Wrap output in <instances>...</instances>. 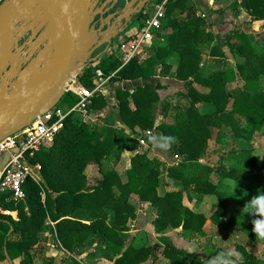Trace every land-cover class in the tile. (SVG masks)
<instances>
[{
	"label": "trees",
	"instance_id": "obj_1",
	"mask_svg": "<svg viewBox=\"0 0 264 264\" xmlns=\"http://www.w3.org/2000/svg\"><path fill=\"white\" fill-rule=\"evenodd\" d=\"M164 3L166 20H162L161 27L155 32L163 38L154 41L151 57L145 62L136 57L124 65L119 51L110 49L97 62H90L77 77V82L93 89L98 72L112 83L142 80L144 84L133 92L122 88L117 90L118 116L137 138L142 133L153 131H157L164 141L166 137H174L175 142L168 141L170 146L166 148L174 165L169 166L157 157L138 154L132 160L126 184L112 169L104 172L97 185L91 187L87 169L91 166L102 169L103 161L113 153L116 139L110 130L103 138L97 129L77 122L75 114L71 115L65 130L53 144L42 148L32 160L44 171L45 183L30 179L25 185L24 200L15 202L5 197L1 201V206L7 211L26 203L30 216L22 213L21 221L15 222L0 214V230L2 225L8 228L5 235L0 234V262L21 258L20 264H94L102 260L113 264H147L152 258H158L159 246L136 248L128 245V224L137 219V209L130 204L132 195L150 203L158 214V220L153 222L157 234L182 229L193 238H202L209 220L220 227L241 224L247 218L245 206L250 201L249 197L259 188L264 192V156L259 160L252 150H248L246 156L236 158L230 167L225 163L230 160L229 154H224L216 166L201 162L210 155L214 130L218 133L215 139L219 142L226 129L240 132V124L244 120L253 124L254 132L264 131V83L261 79L264 76V45L254 46L247 35L236 31L229 38L238 40L232 47L244 62L225 68V54L214 44L216 38L210 30L213 25L200 13L196 0H150L142 12L131 17L126 31L136 22L143 26L153 17L154 12L147 10L149 4ZM240 9L253 21H264V0H240ZM241 10L240 15L243 14ZM132 39L134 37L128 40ZM204 44L212 45L207 57L202 52ZM175 53L180 57L175 77L187 89L178 95L188 101V107L184 111L176 110L165 101L161 112L164 120L158 124L156 106L161 101L158 90L163 87L158 84L155 88L149 82L157 76V66H162L160 78L171 75L173 67L169 60ZM229 99L233 100L231 110L227 108ZM79 100L72 83L54 109L68 113ZM202 105L214 106L216 111L203 114ZM106 107V97L99 93L89 107V113ZM174 112L178 121L169 122L167 117ZM131 141L135 142L129 138L124 144ZM138 148L137 142L132 150ZM125 150L130 148L126 146L118 154ZM165 174L181 182L184 190L161 194ZM229 181L242 183V189L234 194L226 193L224 189ZM248 182L249 186H246L244 183ZM186 190L218 198L219 206L210 219L184 206ZM234 200H241V204L231 217L229 207ZM87 211L92 217L89 224L82 219V213ZM48 220L57 223L54 236L61 248L81 257L82 262L57 263L36 250ZM249 227L250 240L256 242L258 234L253 231V222ZM17 233L21 234V241L14 242L12 237ZM159 241L164 246L163 257L168 264H210L214 257L210 255L204 259L200 254L180 249L169 236L162 235ZM238 249L243 259L238 264H262L257 255L243 247Z\"/></svg>",
	"mask_w": 264,
	"mask_h": 264
},
{
	"label": "rangeland",
	"instance_id": "obj_2",
	"mask_svg": "<svg viewBox=\"0 0 264 264\" xmlns=\"http://www.w3.org/2000/svg\"><path fill=\"white\" fill-rule=\"evenodd\" d=\"M10 0H0V10L2 7L8 3ZM133 0H89L88 1V9H87V18L89 21V29H88V35L92 38L94 45H93V53L89 60H93L97 56H100L101 53L104 51V48L106 46H102L98 49H96L97 46H99V40L97 38L98 36V30L100 28V16H94V13L101 12L104 13V20L108 19L113 14L122 12L123 9H126V6H129L132 4ZM225 9H222L224 13H229L231 15L238 16L240 14V0H223ZM23 3L26 4V7L21 13L23 15L22 20L21 17L19 20L12 21L13 23V29H14V38L13 39V45L10 49L11 54L16 57V60H11L9 58H5L4 60L0 61V94L3 89H5V93L2 97L3 103L0 107H2L14 94H16L20 90H25L28 86L33 84L35 80L42 74V72L47 68L52 56L53 52L55 50V47L59 41L60 38V32L59 30H56L55 26L52 25L48 31L46 24L39 20L40 17V9L42 7L40 0H32L27 1L23 0ZM102 8L104 10L102 11ZM132 9H136V5L132 7ZM38 10V13L35 14L32 13L33 11ZM109 10V11H108ZM147 10L152 13V4H149L147 7ZM240 16V15H239ZM238 16V17H239ZM249 16V15H248ZM250 17V16H249ZM248 17V18H249ZM224 18V16H223ZM251 18V19H250ZM249 19L251 20L247 24H255L248 28L244 26V24L240 23L235 26V28L231 31L225 32L224 34H219V39L217 41V38L215 39L216 45H218L222 51L225 54L226 57V64L225 68H230L235 64H240L244 62V59L239 55L236 49L232 47L234 43H237L238 40L231 37L236 31H240L248 36L249 40L254 46H262L264 45V21H253L252 17ZM166 20V18H165ZM122 26V25H121ZM124 28V26L122 27ZM143 26L136 22L133 26V28L129 29V31H125L124 33H121V36L123 40H128L129 38H137L142 33ZM210 30L213 32V27L210 28ZM127 37V38H126ZM163 37H159L158 33H154L153 39L148 43L146 46L144 56L141 59V62H145L146 59L151 57L153 55V49L152 45L156 39L159 40ZM116 46V45H114ZM212 45L204 44L202 48V52L205 56L209 55V51ZM113 49V46L111 48V51ZM122 53L119 52V55ZM146 55V56H145ZM19 63V66L15 69V71H11L12 66L15 62ZM180 63V57L178 54H174L172 58L169 60V64L172 65L173 69L171 70V75L164 78V80L169 82V79H172L174 81V88L171 91V94H165L162 92V99L159 102V104L156 106V117H157V123L159 124L162 117V105L165 101L170 102L174 107V101H176L175 95H178L180 90L182 92H187V89L184 86H181V81L177 80L176 70ZM162 69V66H157V76L150 81L149 83H152L153 86L156 88V85L160 84L164 89V84H162L163 78L159 77V71ZM77 77L78 75H75L74 83H77ZM264 83V76L261 78ZM103 82V87L101 94L106 97L107 100V107H111L113 113H109L106 117V119H103V117H84L81 114L75 113V119L77 122L80 123H86L90 125L93 129H97L98 133L104 137L105 134H107V130H110V132L113 133V136L116 139V146L114 147L113 153L111 156H109L105 161H103L102 169H100L98 166H91L87 169V176L90 181V186L94 187L97 185L98 180H101L103 178V174L110 172L112 169L114 172L120 177L123 183L128 182V176L127 173L130 169H132V160L133 158L138 154H147L149 158H160L161 160L168 163L169 166H173L174 162L168 157L167 149L162 148L160 145L165 143V141L162 139V136L157 132H148V133H142V136L140 138H137L133 131L129 130L125 124L123 123L124 127H119L118 121V100H117V90L121 89L118 88L116 90L110 89V82L109 79L103 78L101 81ZM161 82V83H160ZM181 83L179 85V83ZM123 83V82H122ZM144 82L142 81V85ZM183 85V84H182ZM133 89H136L135 87H132ZM182 88V89H181ZM165 90V89H164ZM159 91V90H158ZM175 96V97H174ZM185 98H177L178 104H175L176 110H186L188 107V101ZM233 105V100L229 99L228 103V109L231 110ZM216 111V108L212 106ZM105 110V109H104ZM103 111V110H102ZM95 112H101V111H95ZM202 112V111H201ZM175 113L170 114V116L167 118L169 122H176L178 121L175 118ZM203 114H209L210 112H202ZM212 113V112H211ZM40 119V117L38 118ZM37 119V120H38ZM36 120V121H37ZM34 121L31 125L26 127L23 130L26 129H32L34 124L36 123ZM122 121V120H121ZM123 122V121H122ZM253 124L247 120H244L240 124V132H235L232 129H226L224 133L221 134L220 142L216 141L215 138H217V131L214 130V139L210 142V148H209V156L207 159L202 160V164H208L212 166H216L219 164L220 158L224 154L230 155V160H227L225 163L228 167L234 165L236 162V158L238 157H244L247 154L248 150H252L254 152V156H256L259 160L262 159L264 156V131L262 132H254L252 130ZM65 130V129H64ZM63 130V131H64ZM125 132H128V135L125 134ZM241 133V136H240ZM240 136V137H239ZM129 138H132L135 140L131 141L129 144H124ZM141 141L145 142V145L141 143ZM139 144V150L136 152L135 150H132L135 146V144ZM129 147L130 150H128V153H132L129 156H127V169H125V161L121 163L123 155L121 151V154L119 153V150H121L124 147ZM222 151V152H218ZM240 151V152H239ZM243 152V153H241ZM44 171H36V178L37 181L41 183H45L44 179ZM165 178V184L167 181L171 180L167 174ZM168 178V179H167ZM163 185L160 189V193L163 194L168 191H175L173 189L178 188L179 190H184V186L182 183H175L174 186L170 185ZM246 186H249L248 183H244ZM242 189V183H236L229 181L225 185L224 191L226 193L234 194L235 192H238ZM264 194L262 189L256 190L254 194H252L249 197V200L251 201L255 196ZM185 195L187 196V204L193 211L200 212L204 214L207 219H210L211 216L216 212L218 206H219V200L216 197H205L201 195L195 194L192 190H186ZM140 199H137L136 196L132 195L130 197V204H132L137 209V219H138V213L141 209V204H139ZM144 203V202H143ZM150 204V203H148ZM241 200H234L233 203L229 207V211L231 213V217H234L235 210L240 206ZM143 206V205H142ZM147 209L146 207H142V212L145 213V216L149 218L150 225L153 227L151 229H145L143 227V224L135 223L136 220L130 221L128 224L129 229V244L131 246L136 245L138 247L146 245L150 247H156L159 246V249L157 251V259L155 260L152 258L147 264H156L158 261L163 262L166 259L163 257V250L164 246L159 241V237L169 236L172 241H180V239H183V241L186 244L193 243L194 246V252L199 248L197 246V241H201L204 239L205 241L203 244H207V249H199V253L206 259L210 255H214V257H217L222 253L229 254L222 257L221 262L227 261V263L231 264H238L243 261L242 254L239 251V247H243L246 251H248L251 254H255L260 258V262L264 264V237H261L258 235V239L256 242H253L250 240V222H253L255 219L260 218L258 215L254 214V210H246V216L247 218L244 219V221L241 224H231L227 227H220V226H214L211 224L210 227L205 229V237L202 238H193L190 233H185L182 231V229L179 230H173L165 234H157L155 226L153 224L154 221L158 220V214L155 212L152 205H149ZM185 206V205H184ZM191 206V207H190ZM144 208V210H143ZM141 212V211H140ZM111 218L113 215L110 216ZM110 218V219H111ZM82 219L84 220H92L91 212H83L82 213ZM209 222V221H208ZM207 222V224H208ZM211 222V221H210ZM206 224V226H207ZM205 226V228H206ZM139 228L140 232L137 231L134 228ZM131 228H133L132 231ZM138 229V230H139ZM155 229V232L153 231ZM8 228L5 225L1 226L0 233L1 235H5ZM50 230V227L46 226L45 232L41 235V243H47L49 241V238L47 236L48 231ZM134 232H136V236H134ZM132 233L134 235H132ZM209 240V241H206ZM39 244V245H40ZM176 245L177 243L174 242ZM177 246V245H176ZM178 247V246H177ZM67 254V257H62L61 261L63 262H82V258L75 256L73 253H70L68 251H63ZM2 255V254H1ZM208 257V258H209ZM212 257V259L214 258ZM211 259V260H212ZM40 260V259H39ZM41 261V260H40ZM60 262V261H59ZM211 262V261H210ZM162 264V263H160ZM163 264H168V261L166 260Z\"/></svg>",
	"mask_w": 264,
	"mask_h": 264
},
{
	"label": "water",
	"instance_id": "obj_3",
	"mask_svg": "<svg viewBox=\"0 0 264 264\" xmlns=\"http://www.w3.org/2000/svg\"><path fill=\"white\" fill-rule=\"evenodd\" d=\"M23 0H10L0 11L2 19L15 21L22 15L16 7ZM89 0H40L47 10L54 26L60 32L59 41L53 52V56L42 74L33 84L25 90L14 94L2 107H0V141L25 129L52 111L63 99L70 84L87 68L90 62L108 53L113 42L126 31L131 17L142 12L150 0H133L122 12L113 14L104 20V13L95 12L94 16H100V28L98 30L99 46H106L100 56L89 60L94 49V42L88 35L89 21L87 18ZM136 5V9L132 7ZM16 6V7H15ZM104 8H102V11ZM20 11V10H19ZM109 11V10H108ZM122 25V26H121ZM124 26V28H122ZM19 66L18 61L12 66L11 71ZM5 89L1 91L3 96ZM3 100L0 98V106ZM7 252V249H6ZM11 262V261H10Z\"/></svg>",
	"mask_w": 264,
	"mask_h": 264
},
{
	"label": "built area",
	"instance_id": "obj_4",
	"mask_svg": "<svg viewBox=\"0 0 264 264\" xmlns=\"http://www.w3.org/2000/svg\"><path fill=\"white\" fill-rule=\"evenodd\" d=\"M165 4L154 6L153 17L144 23L142 33L137 38L125 40L116 47L122 53L124 65L144 54L146 46L165 19ZM97 76L93 89L74 83V92L79 95L80 100L71 111L62 113L53 109L40 117L32 129L21 130L0 141V214H7L1 206L5 197L16 202L24 200L25 185L30 179L37 180L36 171H41V167L32 163L36 153L55 141L66 128V121L71 115L78 113L85 118L89 116V107L103 87V74L98 72ZM141 143L145 145L144 141Z\"/></svg>",
	"mask_w": 264,
	"mask_h": 264
},
{
	"label": "crops",
	"instance_id": "obj_5",
	"mask_svg": "<svg viewBox=\"0 0 264 264\" xmlns=\"http://www.w3.org/2000/svg\"><path fill=\"white\" fill-rule=\"evenodd\" d=\"M196 5H197V7H198V9H199V11H200V13L201 14H203L208 20H209V22L213 25V34L215 35V38H217V41H218V39H219V34H221V33H225V32H228V31H231V30H233L234 28H235V26L236 25H238L239 24V22L240 23H242V24H244V26L246 27V28H248L249 29V27L250 26H252V25H255V24H247L248 22H250L251 20V18L248 16V14H246L245 12H243L241 9V11H242V13L243 14H239L238 16H235V15H231V14H229V13H224V11H226V10H222V9H225V5H224V2H223V0H196ZM154 6H155V4H153L152 5V9H153V12L155 13V9H154ZM148 7V6H147ZM223 16H224V18H223ZM250 19H249V18ZM121 36V35H120ZM118 37L115 41H114V43H113V50L115 51L116 50V47L119 45V44H121L122 42H124V40H123V38L122 37ZM127 38V37H126ZM129 41V40H128ZM131 41V40H130ZM114 45H116V46H114ZM119 51V50H118ZM143 56H144V54L143 55H140V56H138V57H140V59H142L143 58ZM205 57H207V56H205ZM106 79V78H105ZM109 79V78H108ZM168 80H169V82H167V80L165 81L164 80V78L162 79V81H165V82H162V84H164V89H163V91H161V90H159L158 91V93H159V95H160V98L162 99V92L163 93H165V94H171V91H172V89L174 88V81L172 80V79H169L168 78ZM109 82H110V79H109ZM161 83V82H160ZM179 83V82H178ZM152 84V83H151ZM181 83H179V85H180ZM110 89H113V90H116V89H118V88H122V89H126V90H130V91H134L135 89H133L132 87H135V88H137V87H140V86H142V80H136V81H125V82H121V83H112V82H110ZM153 85V84H152ZM181 86H184V85H182L181 84ZM195 88H197V89H199V90H202V91H204V89L202 88V87H200V86H198V85H195ZM182 89V88H181ZM179 93H182V91L180 90V92ZM178 93V94H179ZM175 96H177L176 97V101H174V107H175V104H178V101H177V98H182V97H180L179 95H175ZM174 96V97H175ZM185 100V99H184ZM214 108L212 107V106H210V105H202L201 106V111L202 112H214ZM112 111V108L111 107H108L107 109H105V110H103V111H101V112H95V111H92L91 113H89V116L88 117H90V118H92V117H103V119H106V117H107V115L109 114V113H113V112H111ZM170 116V115H169ZM118 118H119V116H118ZM168 118V117H167ZM161 119V121H163L164 120V116L162 115V117L160 118ZM159 121V120H158ZM157 121V122H158ZM117 123L119 124V127L121 128V126L122 127H124V125H123V122L121 121V119L119 118L118 119V121H117ZM125 134H127L128 135V132H125ZM53 144V143H52ZM52 144H50L49 146H51ZM140 147V146H139ZM136 152H138V150H139V148L138 149H134ZM129 151L128 150H125L122 154H124L123 155V158H122V161H121V163L122 162H124L125 161V169H127V161H126V158H127V156H129L130 154H132V153H128ZM40 166V165H39ZM41 167V166H40ZM168 179V178H167ZM175 183H181V182H179V181H176V180H173V179H171V180H169V181H167V183L165 184V185H172V186H174L175 185ZM89 185H90V181H89ZM173 190H175V191H180L178 188H176V189H173ZM169 192V191H168ZM137 199H139L138 197H136ZM187 196L185 195V197H184V205H185V207L187 206V207H189V205L187 204ZM8 200H12V199H8ZM12 201H14V200H12ZM16 202V201H15ZM19 202V201H18ZM139 204H141V209L139 210V213H138V219H137V221H135V223H138V225L139 224H143V227L145 228V229H148L149 227V229H151V228H153L150 224V221H149V218H147V216H145V213L144 212H142V207L144 206V207H146L145 209H147L148 207H150L149 205L150 204H148V203H143L141 200L139 201ZM143 205V206H142ZM191 207V206H190ZM191 209V208H190ZM5 210V209H4ZM143 210H144V208H143ZM6 211V213L7 214H3L4 216H6V217H10V218H12L15 222H20L21 221V219L23 218V216H22V213L23 214H25V216H30V213H29V209H28V207H27V204L26 203H22V204H19V205H17V207H16V209L15 210H13V211H7V210H5ZM141 211V212H140ZM84 222H86V223H90V221L89 220H84ZM211 222H210V220H209V222H208V224H207V226H206V228L205 229H207L208 227H210L211 226ZM46 226L47 227H50V230L48 231V233H47V236L48 237H50L49 238V241H47V243H43V244H38L35 248H36V250L37 251H39L40 252V254L41 255H44L46 258H53V259H55L56 260V262L57 263H65V262H63V261H61V258L62 257H67V254L66 253H64L63 251H65L64 249H62L61 248V246H60V243L56 240V238H55V236L54 235H56V233H57V223H53L51 220H48V222H47V224H46ZM133 228H131V230H132ZM134 229H136L137 231H139L140 232V229L139 228H134ZM139 229V230H138ZM132 231H134V230H132ZM154 232H155V229L153 230ZM12 232H13V230L8 234V237H10L11 236V234H12ZM1 234V233H0ZM135 234V235H134ZM134 234L132 233V235H134V236H136V232H134ZM172 238V237H171ZM173 240V239H172ZM12 241H14V242H19V241H21V234H15L13 237H12ZM205 240L204 239H202L200 242L199 241H197L196 243H197V246L199 247L195 252H194V250H192V249H194V246H193V243H191V244H186L184 241H183V239H180V241H179V243H178V241H175L174 240V242L175 243H177L176 245L178 246V248H180V249H183V250H188V251H190V252H194V253H199L200 251H202L201 249H207L208 248V245L207 244H203V242H204ZM206 241H209V240H206ZM134 247H137L136 245H134ZM6 248V247H5ZM192 248V249H191ZM7 249V248H6ZM199 249H200V251H199ZM203 252V251H202ZM7 253V252H6ZM222 253V252H221ZM200 255H201V253H200ZM221 255V254H220ZM219 255V256H220ZM202 256V255H201ZM203 257V256H202ZM205 257V256H204ZM203 257V258H204ZM209 257V256H208ZM207 257V258H208ZM218 257V256H217ZM206 258V259H207ZM214 258H216V257H214ZM213 258V259H214ZM212 259V260H213ZM11 261V262H10ZM21 261H22V259L20 258V259H16V260H14V261H12L10 258H8L7 260H5V261H1L0 262V264H20L21 263ZM60 261V262H59ZM166 261V260H165ZM165 261H163V262H157L156 264H160V263H164ZM222 263V262H221ZM84 264H86V263H84ZM94 264H113L112 262H109V261H106V260H102V261H97L96 263H94Z\"/></svg>",
	"mask_w": 264,
	"mask_h": 264
},
{
	"label": "bare ground",
	"instance_id": "obj_6",
	"mask_svg": "<svg viewBox=\"0 0 264 264\" xmlns=\"http://www.w3.org/2000/svg\"><path fill=\"white\" fill-rule=\"evenodd\" d=\"M27 1L31 2L32 0H27ZM25 7H26V4H24L22 1V4L18 5L16 7V9H14L13 11L17 10V8H18V12H19V10L22 12V9L24 11ZM40 11H41V13H40L39 20H41L42 22H44L46 24L47 31H48V29L54 24V22L51 19L50 15L48 14L47 10L44 8V6L41 7ZM34 12H35V14H37L38 10L33 11L32 13H34ZM2 13L3 12L0 11V61L4 60L5 58H9L13 61V60H16V57L14 55H12L11 51H10V49L13 45V39L15 41L13 23L10 19H2V17H1ZM22 14H23V12H22ZM21 19L24 20L23 15H22ZM17 20H19V18ZM24 21H26V20H24ZM55 29L58 30L57 26ZM112 46H111V48H112ZM105 48H104V50H105Z\"/></svg>",
	"mask_w": 264,
	"mask_h": 264
},
{
	"label": "clouds",
	"instance_id": "obj_7",
	"mask_svg": "<svg viewBox=\"0 0 264 264\" xmlns=\"http://www.w3.org/2000/svg\"><path fill=\"white\" fill-rule=\"evenodd\" d=\"M164 139L166 142L160 145L162 148H167L170 146L169 143H167L168 141L175 142L174 137H166ZM245 209L254 210V214L260 217L253 221V231L259 236L264 237V194L255 196L251 201L248 202V204L245 206ZM225 255L229 254L221 253L220 256L211 260L210 264H221V259ZM223 264H227V261H224Z\"/></svg>",
	"mask_w": 264,
	"mask_h": 264
}]
</instances>
